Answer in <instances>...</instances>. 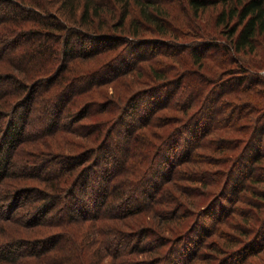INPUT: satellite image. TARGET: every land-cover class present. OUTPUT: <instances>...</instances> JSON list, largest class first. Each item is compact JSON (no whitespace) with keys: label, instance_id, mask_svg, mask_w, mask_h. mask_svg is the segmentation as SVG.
<instances>
[{"label":"rangeland","instance_id":"obj_1","mask_svg":"<svg viewBox=\"0 0 264 264\" xmlns=\"http://www.w3.org/2000/svg\"><path fill=\"white\" fill-rule=\"evenodd\" d=\"M92 2L106 11H100L105 22L112 0ZM48 4V12L57 17L59 3L48 0ZM160 5L168 8L172 16L167 21L169 26L180 29L179 38L171 39L179 46L189 43L191 33L184 27L188 25L189 29L193 22L181 9V0H163ZM22 6L32 8L27 0H23ZM133 9L138 14L139 7ZM214 14L210 7L203 12V20L193 21L202 22L215 39H222L218 35L220 29L213 25ZM18 17L22 13L12 14L9 6L0 4L1 159L7 146V126L15 124L17 129L24 115L19 129L21 138L7 165L8 176L0 181V244L16 240L21 253L14 257V262L0 260V264H51L54 254L52 264H64L61 262L65 257L55 251L48 257L31 256L24 243H47L48 237L61 233L55 243L66 245L73 239L64 237L62 232L67 233L69 228L78 247L86 248L82 256L86 264H118L104 256L102 243L111 239L114 232L134 230L138 232L131 237L130 245L138 243L137 238L141 240L136 254L129 256L135 263L151 259L157 264H180L188 253H196L197 258L190 264H264V84L255 82L264 78V42L257 40L254 54L239 56L243 67L249 69L248 78L240 84L231 80V92L223 94L217 103L211 99L200 112L196 102L190 106L188 101L205 95L207 84L215 80L209 71L219 79L244 77L236 61L219 50L206 46L202 66L194 63L187 48L177 55L168 46L158 47L159 54L153 55L146 48L141 52L146 55L141 58L131 48L134 43L116 38L127 33L119 34L108 27L102 32L86 30L81 39L67 37L64 42L67 41L72 55L65 56L59 48L65 39L64 32L36 25L31 17L17 21ZM34 26L40 36L25 37ZM148 31L134 39L159 38L152 29ZM39 44L48 53L43 62L35 64L30 53ZM245 62L252 64V68ZM228 69L232 74H228ZM202 72L207 78L198 79ZM256 73L257 80H250ZM8 77L19 79L27 89L18 91ZM176 77H182L180 90L174 85ZM38 78L44 81L41 83ZM167 80L168 86L163 87L161 83ZM33 81L41 85L36 87ZM131 96L134 97L127 105ZM228 109L231 113L225 115ZM214 111L215 127L184 162L186 146L190 150L197 143L201 131L212 123ZM173 130H179L177 140L160 146L161 136ZM154 143L155 158L150 168L151 164L143 158L150 149L147 145ZM152 154L150 150L147 157ZM119 163L124 168L119 169ZM81 170L87 180L93 177L98 186L105 177L104 183L109 185L112 178L118 182L113 192L118 190L123 195L136 190L141 180V194L133 191L137 193L135 200L128 203L132 208L114 209L108 220L55 223L57 216L62 218L64 213H58L53 206L47 215L37 217L45 196L36 189L52 187L48 198L53 205L61 201L63 207L68 189L74 188L72 180ZM163 182L165 186L155 196L153 206L148 202L145 205L143 198L153 195ZM57 194L64 196V202L58 200ZM140 201L142 207L136 211L133 206ZM119 245V249L130 248L128 243ZM148 248L153 250L147 252Z\"/></svg>","mask_w":264,"mask_h":264},{"label":"trees","instance_id":"obj_2","mask_svg":"<svg viewBox=\"0 0 264 264\" xmlns=\"http://www.w3.org/2000/svg\"><path fill=\"white\" fill-rule=\"evenodd\" d=\"M27 1L34 10L32 8L23 7L22 6L23 0H0V4H4V6L6 7L9 6L12 14L22 13V17L20 18L18 17L16 19L17 21H21L24 20L25 18L28 19L31 17L32 19H34L32 21L36 25L38 24L40 26L45 27L46 29H52V31L64 32L65 39H63L59 48L62 53H65V56L72 55V53H70V50L68 49L67 41L64 42V40L68 39L67 37L74 36L73 38L81 39L84 37V35H86L84 33L86 30L90 31L95 29L97 31L102 32L104 31V29H107L108 27H110L112 31L119 34H120L119 31H124V33H127L128 34L127 36H116V38L126 43L127 41H131V43H134V46L131 44V48L133 47L135 51H138L139 57L141 56V58L144 57V55H146V54L141 55V52L146 48H148V50H151L149 51L151 55L159 54V51H156L158 47L168 46L173 48L174 49V51L172 52L173 55H177L180 52H184V50L187 48L190 49L189 53L191 59L192 58L194 59V63L198 64L197 66H202L200 62L203 59V56L205 55L203 54L204 53L203 50L205 49L206 46L219 50L223 55L228 56L229 60L233 59L234 61H236L239 67L242 68L241 74H244V77L240 78V76L238 75H232L231 77L233 79H231V77H229L228 79H219V77H216V73L213 74L212 71H209L211 75H214L215 80L207 84L209 85V88L205 92V95H203V97L199 98V100L197 101H194L193 99H190L188 101L190 106H192L196 102V105L200 109V112L204 110V108L208 105L210 101L213 100V102L217 103L219 102V99L220 97H222L223 94H228L231 92L229 86L231 80L236 82L237 84H240L242 80L248 78L247 76L249 75L246 74V71H249V69L243 67V62H241L239 56L243 57L254 54L257 40L259 39L264 42V0H181V9L186 11L188 19L193 22L189 29H188V25L184 27L185 29L189 30L191 34L189 35L190 38L187 40V42L189 43L186 44L181 43V46H183V48L179 46L177 42L174 41L177 38H179L177 36H179L180 34V29L179 27L177 29L171 28L172 26H169V24L167 23V21L171 19L172 16L169 14L168 8L160 5V3L163 0H160L159 2L156 1L154 2L152 0H112V3H110V6L108 7V11H109L108 12L109 16L107 18L108 21L106 20L105 22L102 21L101 19L102 16L100 15V11L103 12L104 14L106 11H103L104 9L101 8L100 4L99 5L93 4L92 0H56V2L59 3L58 8L56 9L57 12H55L57 17L55 15L52 16V14L48 12L47 8L48 7L50 8L48 4V0H27ZM134 6H136V8L139 7V11H138L139 15L135 14L136 11L133 9ZM210 7L215 10V14L213 16V20H214L213 25L216 28L220 29L218 35H220L221 37L223 36L222 39L219 38L215 39L214 35H211V33L207 32L206 29L200 24L202 22L197 23L193 21L194 18L197 19V21L203 20L202 17L203 12ZM39 12L40 14H38ZM43 12L44 15L42 14ZM126 20L127 22L125 24ZM172 23L173 22L170 20V24ZM68 25H72V26H68ZM144 26H146L148 29H144ZM151 29L153 32H155V34L159 38H155V39L153 38L149 41L147 39L146 40L134 39V38L142 37L143 35L141 34L143 31L145 30L150 31ZM183 34L186 33L184 32ZM39 36H40V31L39 29H37L36 26H34V28L30 31V33L25 34V37L38 38ZM210 36L213 38H211ZM108 38H110L109 40L113 41L111 37ZM171 38H174V40ZM12 44L14 45L15 43L12 42ZM58 44H60V42ZM45 50L46 47L43 46L42 44L37 45L35 52L30 53L32 55L31 56L32 63L34 62L35 64H37L39 60L40 62H43L42 59L43 56L48 53V52L46 53ZM262 52L264 56V48ZM162 54L166 55L165 53ZM45 60L47 61L48 57H46ZM245 63L246 65H248V67L253 66L249 62H245ZM261 66L264 67V63H262ZM230 71L231 70L228 69L227 71L228 74H232V72ZM43 72L44 74H46L45 71ZM31 73L32 72H30L29 74L30 77H32ZM157 76L158 78H164L162 75L161 76L157 75ZM203 77L207 78V75H205L202 72L200 73L198 79H203ZM234 77L236 79H234ZM8 78H9L8 79L9 83L12 84L11 86H15L18 91L21 90V92L22 91L24 92L27 89L26 88L27 86L22 85L19 79L15 81V79H12L10 77ZM47 79H49V77ZM39 80L40 79L38 78V81ZM42 80L43 79L40 80L41 83L44 81ZM250 80H257V73L254 76L251 75ZM173 81L175 82L174 85L176 86L177 90H180L182 77L173 78ZM40 82L36 83L33 81L31 83L32 85L36 83V87H38L41 85ZM168 82L169 80L164 81L161 84H163V87L168 86ZM170 82L172 81L170 80ZM255 82H262L264 84V78L259 77V80ZM133 97L134 96H131L129 98V100L127 101V105H129ZM190 106L188 107L190 108ZM233 112H235V109ZM236 112L238 114V110H236ZM230 113H231V109H228L224 114L228 115ZM215 115H216V111H214L213 113L211 119L212 123L208 128H206V130L203 129L201 131L200 137H198L197 143L192 147V149L189 150L188 146H186L183 157L184 162H187L193 156L192 154L193 150H195L199 146V143L202 141V139L203 138L205 139V137L212 132L213 127H215L214 125L216 121ZM23 117L24 115L20 117L19 120L20 123L17 129L15 124L14 125L11 124L10 126H7V133L5 136V138L7 137L5 141L7 146L5 150V155L2 157L3 159L0 158V164H1L0 181L2 178L8 176L7 165L12 155L11 154L12 149L15 148L16 143L21 138L20 130L23 122L22 121ZM231 118L232 116L229 118L226 117V119H231ZM237 119H239V117H237ZM9 122L14 123V120H11ZM189 122H191V120ZM144 125H147V123H144ZM178 131L179 130L177 131L173 130L170 133L162 135L160 146L166 142H169L170 144L172 142H175V140H177V137L180 136L177 133ZM134 132H135L134 135L136 134L137 136V130ZM133 138L134 136L132 134L131 139ZM147 147L150 148L148 150V153L150 152V150H153V154L149 158L147 157L148 156L147 153V155L143 158V160H147L146 163H150L151 164L150 168H152V164L155 158L154 149L156 148V143L151 145L149 144L147 145ZM119 166H120L119 169L124 168V164L122 163H119ZM81 172L82 170L78 172L76 177L72 180L74 188L73 190L68 189L69 193L68 195H66L67 197L66 202L63 201L64 196H59L58 194L56 195L57 197H60L58 200H62L64 202L63 207L66 205L65 209L61 206L62 205L61 201L60 203L55 202L54 203L55 205H53L52 203L53 200H50L48 198L49 196H51L50 189L52 187H50L49 190L36 189L39 195L41 194L42 196H45L44 202L42 201V203H40L38 207L39 214L41 215H37V217L40 216L42 218L45 215H47L50 212L49 208H52L53 206L54 209L55 208L58 209L57 211L58 213L60 212L61 214L64 213L62 215V218H59V215L57 216L55 223L56 222L58 223L60 220L61 222L64 223L66 222V224H70L73 223V219H76L78 222L81 223H86L94 220L97 221L102 218L108 220L111 211L117 208H127L128 203L130 201L135 200L134 196L137 195V193L133 194L132 193L133 191L135 192L136 190H138V193L141 194V191H139L138 189L139 188L138 186H140L141 184V180H138V186L136 190L128 191L126 194L123 195L122 192H120L119 194L118 190L113 192L114 189H117L118 182L113 181L112 178H110L108 181L109 185H105L104 181L107 180V178L106 177L103 178L102 184L100 183L99 185L100 187H99L97 183L95 184L96 180L92 181L93 177L91 178V180H87L88 178L85 177ZM113 172L114 171H111V174ZM228 177L229 174H227V178ZM166 182H163L161 185H159L158 189L157 187H155L157 191L153 195H149L148 197L146 196L143 198L145 205L149 203L151 204L150 205L151 207L153 206L152 201H154L155 196L165 186ZM88 183H89V187L87 188L86 185ZM142 193L144 194L145 192L143 191ZM81 198L82 200H80ZM74 202H76V204ZM81 203H83V205L85 206H81ZM150 206H149V210H150ZM133 207L136 209V211L139 210V208L142 207V202L140 201L139 203H136ZM128 208H132V207H128ZM131 214H134V212H131ZM9 216L10 219L12 217V214H10ZM77 216H79V218H77ZM70 230L71 229L69 228L67 233L62 232L64 234V237L69 236L73 239V240H69L66 243V245H59V244L57 245L55 243L56 238L59 237V235L61 234L59 233L48 237L47 239L49 241L47 243L46 242L42 243L41 242L42 240L36 242L32 241V242L24 243L26 245L25 248L27 250L26 252L31 254V256L33 257L34 256L40 257L42 255L44 257H48V255L52 251H55L57 255H63L65 257V261L61 263L86 264V262L83 260L82 257L86 251V248L78 247L77 243H75L74 236L72 234H69L72 231ZM137 232L138 230L126 231V232L124 231L114 232L112 238L103 242L102 245L104 246L101 245L102 246L101 249L104 251L103 252L104 256H110L114 261H118V264H157L156 261H153L151 259L148 261L139 260L140 262L135 263L134 259H131L129 257L131 254H136L139 248V243L141 242V240L140 239L138 240L137 238L138 243L134 242L131 245L129 243L132 239L131 237L134 236ZM209 235L210 233L208 234V236ZM121 243H128L130 245V248L128 250L119 249L118 247H120L119 244ZM19 245L20 243L17 242L16 240L2 242L0 244V260L1 261L9 260L10 262H14L15 261L14 257L20 255L21 253V251L19 250L21 246ZM152 250L153 248L146 249L147 252H151ZM140 251L141 253H143L141 249ZM51 256H53L52 258L54 261L55 254ZM52 258L50 260L51 264L53 263ZM196 258H197L196 253H188L187 256L184 257V260L180 262V264H190V262H192ZM45 259L46 258H44V260Z\"/></svg>","mask_w":264,"mask_h":264}]
</instances>
